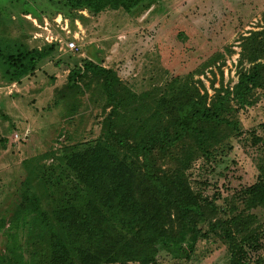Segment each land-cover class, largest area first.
Masks as SVG:
<instances>
[{
	"label": "rangeland",
	"instance_id": "obj_1",
	"mask_svg": "<svg viewBox=\"0 0 264 264\" xmlns=\"http://www.w3.org/2000/svg\"><path fill=\"white\" fill-rule=\"evenodd\" d=\"M59 14L69 24L68 38L77 37V50L57 45L19 80L0 60V255L26 259L45 251L51 211L74 186L66 157L102 136L110 107L101 83L89 75L70 86L68 68L84 59L101 62L153 106L183 82L209 102L216 91L231 89L252 52L264 61V0H145L98 13L69 10L64 0H0V49L38 48L48 43L43 36H62ZM254 100L230 101L224 117L238 131L224 122L207 152L185 142L157 160L164 170L180 171L205 204L195 211L201 233L176 230V244L160 249L155 264H230L223 233L209 224L234 214L253 215L259 237L245 244L246 263L264 264V206L248 205L243 192L264 164V88L254 90Z\"/></svg>",
	"mask_w": 264,
	"mask_h": 264
},
{
	"label": "trees",
	"instance_id": "obj_2",
	"mask_svg": "<svg viewBox=\"0 0 264 264\" xmlns=\"http://www.w3.org/2000/svg\"><path fill=\"white\" fill-rule=\"evenodd\" d=\"M142 1L64 0V5L69 10L98 13L106 8L130 10ZM55 47L56 43L30 49L5 47L0 49V60L11 78L19 80ZM255 53L249 58V68L239 70L231 89L216 91L209 102L206 93L183 82L173 84L168 95L152 106L123 86L115 71L101 62L84 59L68 68L70 86L89 75L101 83L110 107L102 136L66 157L74 186L64 190L51 211L53 225H46L50 232L43 235L41 244L45 251L26 259L21 254H3L0 264H155L160 249L172 250L176 244V230L181 234L187 226L200 234L195 211L205 200L191 190L180 171L164 170L157 160L185 142L207 152L224 122L238 131L237 122L226 119L224 113L231 100L240 106L253 104L254 90L264 88V61ZM142 110L147 113L138 115ZM243 192L248 205L264 206V164L258 180ZM39 215L49 222L43 213ZM243 217L234 214L209 224L210 230L223 233L230 264H247L244 246L259 237L253 215Z\"/></svg>",
	"mask_w": 264,
	"mask_h": 264
},
{
	"label": "built area",
	"instance_id": "obj_3",
	"mask_svg": "<svg viewBox=\"0 0 264 264\" xmlns=\"http://www.w3.org/2000/svg\"><path fill=\"white\" fill-rule=\"evenodd\" d=\"M55 22H57V26L60 28L61 31H63L62 36H54L51 34H47L46 36H43V39L48 42V43H56L59 47V50H77L78 49V45L76 44L75 40L77 37H75V35H73V38L70 39L69 37V24L67 22L66 18H63L62 15L59 14V16L57 18L54 19ZM45 25L43 26V28L48 29V21L45 20L44 21ZM41 37L40 33H36L34 35V38H38ZM15 138L18 137L17 134L14 135Z\"/></svg>",
	"mask_w": 264,
	"mask_h": 264
},
{
	"label": "crops",
	"instance_id": "obj_4",
	"mask_svg": "<svg viewBox=\"0 0 264 264\" xmlns=\"http://www.w3.org/2000/svg\"><path fill=\"white\" fill-rule=\"evenodd\" d=\"M38 48H40V46Z\"/></svg>",
	"mask_w": 264,
	"mask_h": 264
}]
</instances>
